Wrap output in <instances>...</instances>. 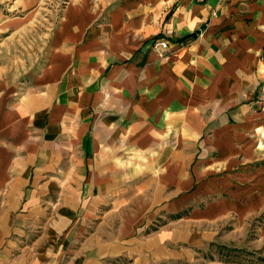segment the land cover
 <instances>
[{
	"label": "crops",
	"instance_id": "0c3cea01",
	"mask_svg": "<svg viewBox=\"0 0 264 264\" xmlns=\"http://www.w3.org/2000/svg\"><path fill=\"white\" fill-rule=\"evenodd\" d=\"M56 20L0 119V238L39 231L0 264L177 257L188 220H152L263 199L264 0H65Z\"/></svg>",
	"mask_w": 264,
	"mask_h": 264
},
{
	"label": "rangeland",
	"instance_id": "374dc122",
	"mask_svg": "<svg viewBox=\"0 0 264 264\" xmlns=\"http://www.w3.org/2000/svg\"><path fill=\"white\" fill-rule=\"evenodd\" d=\"M64 1L44 0L35 13H30L14 7V0H0L1 120L12 104L24 95L26 89L17 88L39 70ZM1 147L2 142L0 155H3ZM240 193L231 203L224 202L230 198L226 194V197L222 195L219 198L206 196L198 199L197 203L193 202L190 211L152 220L146 233L161 230L169 223L167 220L182 216L190 224L191 237L170 244L178 250L177 257L149 261L148 264H264V197L244 198ZM222 209L226 212L219 214L217 211ZM30 231L1 236L0 248L14 246L11 238H19L20 244L25 242L24 235L26 240H29V235L33 240L39 231ZM132 262L131 258L119 255L105 259L102 264Z\"/></svg>",
	"mask_w": 264,
	"mask_h": 264
},
{
	"label": "built area",
	"instance_id": "2783aa9c",
	"mask_svg": "<svg viewBox=\"0 0 264 264\" xmlns=\"http://www.w3.org/2000/svg\"><path fill=\"white\" fill-rule=\"evenodd\" d=\"M156 45L162 46L164 49H166V48L169 47V45H168V41L165 40V39H162V40L156 42ZM156 45H155V46H156Z\"/></svg>",
	"mask_w": 264,
	"mask_h": 264
},
{
	"label": "bare ground",
	"instance_id": "6f19581e",
	"mask_svg": "<svg viewBox=\"0 0 264 264\" xmlns=\"http://www.w3.org/2000/svg\"><path fill=\"white\" fill-rule=\"evenodd\" d=\"M2 19V18H1Z\"/></svg>",
	"mask_w": 264,
	"mask_h": 264
}]
</instances>
